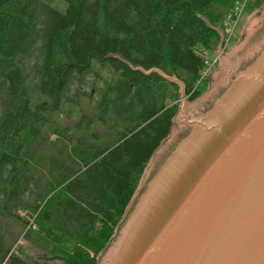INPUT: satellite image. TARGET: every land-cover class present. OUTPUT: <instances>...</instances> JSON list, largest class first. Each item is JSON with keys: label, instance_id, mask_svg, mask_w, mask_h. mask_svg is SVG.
<instances>
[{"label": "trees", "instance_id": "obj_1", "mask_svg": "<svg viewBox=\"0 0 264 264\" xmlns=\"http://www.w3.org/2000/svg\"><path fill=\"white\" fill-rule=\"evenodd\" d=\"M236 1L0 0V264H96Z\"/></svg>", "mask_w": 264, "mask_h": 264}, {"label": "water", "instance_id": "obj_2", "mask_svg": "<svg viewBox=\"0 0 264 264\" xmlns=\"http://www.w3.org/2000/svg\"><path fill=\"white\" fill-rule=\"evenodd\" d=\"M156 72L182 86L173 77ZM241 81L242 90L231 94ZM181 91L183 94V87ZM236 93L242 98H236ZM227 97L225 107L229 111L237 107L227 116L224 112L221 125L199 121L223 110L224 106H218ZM195 123L205 128L204 133L212 132L210 139L192 160L178 161L180 171L172 181L169 198L150 200L154 215L140 227L136 224V232L133 229L120 258L112 264H264V49L230 80L208 110L187 122L188 132L135 200L98 264H107L106 254L115 252L124 241L125 227L150 185L190 136ZM186 154L189 151L181 158Z\"/></svg>", "mask_w": 264, "mask_h": 264}, {"label": "rangeland", "instance_id": "obj_3", "mask_svg": "<svg viewBox=\"0 0 264 264\" xmlns=\"http://www.w3.org/2000/svg\"><path fill=\"white\" fill-rule=\"evenodd\" d=\"M230 11L225 16L220 45L215 51L204 53V59L208 65L206 64L203 79L199 85V96L192 101H188L184 94V88L183 94L181 91L183 84L173 77L182 86L174 82L178 85L180 99L177 103V113L173 119L170 134L162 141L150 158L125 215L146 184L156 174L168 154L188 132L187 122L208 110L228 86L230 80L236 78L238 73L248 67L264 49V0H248L240 14L236 17L233 16L231 19L227 18L231 13ZM227 26L233 29L234 34L228 41H225L224 32ZM125 215L123 218H125ZM20 243L24 245L22 240ZM102 254L99 255L96 264L101 261Z\"/></svg>", "mask_w": 264, "mask_h": 264}, {"label": "bare ground", "instance_id": "obj_4", "mask_svg": "<svg viewBox=\"0 0 264 264\" xmlns=\"http://www.w3.org/2000/svg\"><path fill=\"white\" fill-rule=\"evenodd\" d=\"M242 85H243L242 81L240 83L236 84L234 86V90L231 91V94L235 93V91L239 92L240 90H242L241 89ZM248 92H249V90L246 91V93H248ZM239 94L240 93H236V96H237L236 98L241 99L242 95H239ZM228 97H229V95H228ZM228 97L226 99H224L221 103H219L220 105L218 107L222 106V108H223V106H224L223 110L215 111L213 114H208L206 117H204L203 119H200L199 121L202 123L204 122L205 124L216 123V126L221 125L225 120L224 112L226 113V116H227V115H229V113L232 112V110H234V108L237 107L235 105V107H232L230 111H229V109H230L229 106L225 107V103L227 102ZM235 103H237V102H235ZM198 123L193 124V129L191 131L190 136L181 144V147H179V149L169 158V160L166 162V164L162 167L160 174H159V177H157L154 180V182H152V184L150 185V188L148 189V191L144 195V198L142 199L141 203L139 204L137 210L135 211V213L131 217L130 223L128 225H126L127 227H125V232H124L125 239H124V241L119 244V246L115 252L110 251V253L106 254L104 261L107 264H112V263H115L118 261V259L120 258L119 255H120L121 249L125 246L127 239L130 238V236H132L134 234L133 229H135V232H136V228L138 226L140 227L145 219L149 220L150 217L152 215H154L153 205L148 206V203L150 202V200L154 199L155 202H156V200L157 201L160 200V202H161V201H164V199L169 198L168 193L173 191V188H172L173 182L172 181L174 180L175 176L180 171V169L177 168L178 161H182L185 163L190 159L192 160L194 155L198 152V149L203 148L207 144V141L210 139L209 137H211L212 132L207 131L208 133H204L205 128L202 125H197ZM192 144H198L199 148L196 149V147L198 146V145H196L195 147H192V150H187L186 148L191 147ZM184 151H189V154H186L185 157L181 158L182 154H184ZM174 165H175V167L173 168ZM168 189H169V191L166 194V191ZM136 224H139V225H137V227H136Z\"/></svg>", "mask_w": 264, "mask_h": 264}, {"label": "built area", "instance_id": "obj_5", "mask_svg": "<svg viewBox=\"0 0 264 264\" xmlns=\"http://www.w3.org/2000/svg\"><path fill=\"white\" fill-rule=\"evenodd\" d=\"M248 0H237L234 6L231 9V13L227 16V18H232L233 16L236 17L240 12L243 10L245 5L247 4ZM233 29L231 27H226L224 32V40L228 41L231 36H233ZM208 65V63H206Z\"/></svg>", "mask_w": 264, "mask_h": 264}]
</instances>
